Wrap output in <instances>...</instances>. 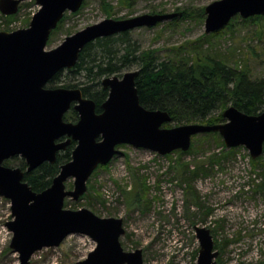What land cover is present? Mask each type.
Segmentation results:
<instances>
[{
	"label": "water",
	"instance_id": "1",
	"mask_svg": "<svg viewBox=\"0 0 264 264\" xmlns=\"http://www.w3.org/2000/svg\"><path fill=\"white\" fill-rule=\"evenodd\" d=\"M0 0V12L14 16L23 2ZM40 7L26 29L0 31V197L9 200L13 220L7 224L13 238L10 248L20 264H31L44 249L57 248L71 235L88 236L97 247L77 264H145L142 249L125 251L120 239L124 220L102 218L87 208L65 207L67 199L78 202L88 191V182L99 166H105L123 152L122 145L149 150L162 156L190 150L193 138L218 133L227 149L244 147L253 160L264 153V111L250 116L234 106L224 113L225 123H192L167 128L171 115L149 110L140 103L138 71L102 80L109 90L107 100L96 112V104L80 88H50L53 78L72 70L84 48L98 39L114 37L141 28H154L180 17V13L143 14L128 19H105L47 50L52 33L67 12H78L85 0H34ZM205 34L223 30L237 16L264 18V0H219L205 10ZM73 108L76 123L66 122ZM75 142L70 162L62 165L52 185L34 192L24 181L44 163L55 164L60 152ZM15 157L26 170L5 166ZM73 178V189L67 181ZM200 244L197 264H217L220 252L207 227H195Z\"/></svg>",
	"mask_w": 264,
	"mask_h": 264
},
{
	"label": "rangeland",
	"instance_id": "2",
	"mask_svg": "<svg viewBox=\"0 0 264 264\" xmlns=\"http://www.w3.org/2000/svg\"><path fill=\"white\" fill-rule=\"evenodd\" d=\"M215 1L219 0H134L128 7L121 0H85L78 12L65 14L59 30L50 37L47 50L108 18L121 20L152 11L171 14L179 13L177 9H188L192 17L185 21L167 26L169 21L130 32V40L140 49H156L162 58L171 56V49L205 34L206 17L203 20L199 13ZM39 9L33 0L23 2L14 16L0 12V31L28 28ZM9 17L14 19L9 21ZM209 50L230 61L232 67H248L252 79L264 78V21L237 25L234 34L212 38ZM139 68L134 63L123 69L119 77ZM83 80L65 70L59 82L51 86L79 85ZM170 125L167 128L180 126ZM119 149L123 155L94 172L85 197L78 202L67 199V209L87 208L102 218L123 219L126 233L120 239L121 245L128 252L142 249L145 264H197L200 244L196 226L211 230L220 252L217 264H264V165H253L246 148H236L234 155L217 164L210 163V157L222 151L214 137L200 140L194 152L186 155L174 152L162 156L132 146ZM73 184L74 179L70 178L67 189L72 190ZM140 186V202L129 204L132 195L140 192ZM188 188L198 195V204L187 198ZM12 220L11 203L3 198L0 264H20L19 255L10 248L13 234L7 224ZM96 247L88 236L71 235L60 247L37 252L31 264H77Z\"/></svg>",
	"mask_w": 264,
	"mask_h": 264
},
{
	"label": "trees",
	"instance_id": "3",
	"mask_svg": "<svg viewBox=\"0 0 264 264\" xmlns=\"http://www.w3.org/2000/svg\"><path fill=\"white\" fill-rule=\"evenodd\" d=\"M133 1L121 0V3L131 7ZM105 5L108 7V4ZM204 10L205 8L201 9L199 13L203 20ZM176 12L181 14L180 17L171 20L167 26L192 17V12L188 9L182 11L177 9ZM158 13L165 14L163 11ZM151 14L157 12L152 11ZM12 19L14 17L8 18L9 21ZM64 20L65 17L52 33L51 38ZM263 21L262 16L248 19L237 16L223 30L210 35L204 34L195 41L171 49V56L164 58L156 49H140L130 40V32L98 39L84 48L75 68L67 70L84 80L79 85L68 84L63 88H80L86 98L95 102L96 112L101 113V106L109 96V90L103 88L102 80L106 77L120 76L123 69L137 63L140 68L137 70L139 73L136 87L141 105L149 110L168 112L172 117V123L176 126L192 123L205 125L225 123L223 113L230 106L247 115L258 116L264 111V78L252 79L248 67L243 66L240 69L232 67L230 61H226L217 52L213 54L209 46L212 38L228 32L234 34L237 25L259 24ZM61 74L62 72L57 74L48 86L58 88L51 85L59 82ZM64 119L66 122L76 123L79 118L77 112L72 109ZM164 126L171 127L170 124ZM208 137H214L217 145L222 148L221 154L216 153L210 157V163L217 164L226 156L235 154L236 148L226 150L224 141L218 133L196 136L188 152H176L181 155L191 154L196 143ZM75 147L76 143L72 142L65 151L60 152L55 164L44 163L38 169L26 172L24 181L34 192L40 193L48 189L59 175L62 165L71 161ZM122 147L125 146L118 148ZM263 162L264 159L261 157L257 160L252 159V164L255 166H263ZM13 163H18L17 167L23 170L27 168L25 161L19 157L6 161L4 165L16 168L12 166ZM104 167L99 166L97 170ZM193 175L196 173L193 172ZM262 187L263 184L260 185V188ZM187 190V198L189 200L192 198V201L198 204V195L192 188ZM139 194L143 195L141 186L140 192L136 194L137 196L132 195L129 204L134 202L138 204ZM84 197L85 195L81 199ZM215 249L218 250V247L215 246Z\"/></svg>",
	"mask_w": 264,
	"mask_h": 264
},
{
	"label": "built area",
	"instance_id": "4",
	"mask_svg": "<svg viewBox=\"0 0 264 264\" xmlns=\"http://www.w3.org/2000/svg\"><path fill=\"white\" fill-rule=\"evenodd\" d=\"M0 200L2 201V200H3V198L1 197V198H0ZM0 237H1V232H0ZM3 241H4V240H3Z\"/></svg>",
	"mask_w": 264,
	"mask_h": 264
},
{
	"label": "flooded vegetation",
	"instance_id": "5",
	"mask_svg": "<svg viewBox=\"0 0 264 264\" xmlns=\"http://www.w3.org/2000/svg\"><path fill=\"white\" fill-rule=\"evenodd\" d=\"M72 109H73V108H72ZM72 109H71V110H72ZM71 110H70V111H71Z\"/></svg>",
	"mask_w": 264,
	"mask_h": 264
}]
</instances>
